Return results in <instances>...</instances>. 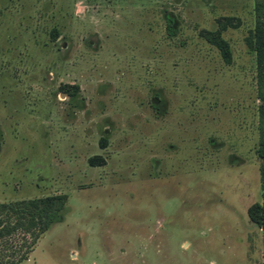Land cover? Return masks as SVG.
I'll return each instance as SVG.
<instances>
[{"label": "rangeland", "instance_id": "obj_1", "mask_svg": "<svg viewBox=\"0 0 264 264\" xmlns=\"http://www.w3.org/2000/svg\"><path fill=\"white\" fill-rule=\"evenodd\" d=\"M76 3L0 0V201L67 194L18 264H263L254 0Z\"/></svg>", "mask_w": 264, "mask_h": 264}, {"label": "trees", "instance_id": "obj_2", "mask_svg": "<svg viewBox=\"0 0 264 264\" xmlns=\"http://www.w3.org/2000/svg\"><path fill=\"white\" fill-rule=\"evenodd\" d=\"M254 11L257 29L264 36V0H254ZM254 50L258 55L259 65L256 79L257 96L260 100L257 119L259 139L256 152L262 160L259 165L261 201H255L249 205L247 213L249 218L262 229L264 264V42L254 47ZM67 91L65 89V92ZM92 164L98 163L93 162ZM66 200V193H56L45 197L0 201V236H8L18 229L23 232L24 236L20 243V248L23 247V250L12 264H18L27 257V253L41 233L58 219Z\"/></svg>", "mask_w": 264, "mask_h": 264}, {"label": "clouds", "instance_id": "obj_3", "mask_svg": "<svg viewBox=\"0 0 264 264\" xmlns=\"http://www.w3.org/2000/svg\"><path fill=\"white\" fill-rule=\"evenodd\" d=\"M88 14V6L85 4V0H77V3L74 8V15L81 19H84ZM92 22L94 24H99V20L95 17H92ZM117 19L119 17L117 16Z\"/></svg>", "mask_w": 264, "mask_h": 264}]
</instances>
